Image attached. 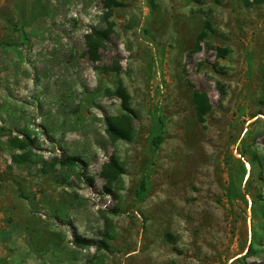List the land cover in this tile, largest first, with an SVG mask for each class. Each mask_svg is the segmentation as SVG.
<instances>
[{
    "label": "rangeland",
    "instance_id": "rangeland-1",
    "mask_svg": "<svg viewBox=\"0 0 264 264\" xmlns=\"http://www.w3.org/2000/svg\"><path fill=\"white\" fill-rule=\"evenodd\" d=\"M248 1L0 0V264H264V0Z\"/></svg>",
    "mask_w": 264,
    "mask_h": 264
},
{
    "label": "trees",
    "instance_id": "trees-1",
    "mask_svg": "<svg viewBox=\"0 0 264 264\" xmlns=\"http://www.w3.org/2000/svg\"><path fill=\"white\" fill-rule=\"evenodd\" d=\"M245 3H249L248 0H243ZM93 37L97 39L98 42L100 43H108L110 38H109V33L105 31H95L93 32ZM205 38V32L201 31L195 41L193 49H191L187 55L190 57L192 54L200 51L202 49L201 44L203 43ZM204 45L209 47L210 49L215 50V58H224L228 52L227 48H222V47H213V46H208L207 42H204ZM212 68L214 71L218 72L220 71L221 67L218 66L216 61L211 64ZM107 70L111 71H119L120 70V65L119 64H112L111 66L106 67ZM191 87L192 85L189 84ZM219 87V93L220 95H224L225 90L223 89L224 86L218 83ZM119 97L123 100L124 103H126L127 100V94L125 92V89L123 87H120L119 89ZM192 102L194 104V110H195V117L196 120L200 123L204 122V117L206 113L211 109V104L210 101L207 97V95L199 90L192 89ZM108 133L115 139H121V140H130L132 133H131V126L127 125V127L120 128L114 124H109L108 125ZM163 139L162 133H159L154 139H153V145L157 147ZM79 161L77 157H67L65 159L61 160L62 164H70ZM143 186V183H141V187ZM77 240H80L77 238ZM107 247V246H105Z\"/></svg>",
    "mask_w": 264,
    "mask_h": 264
}]
</instances>
